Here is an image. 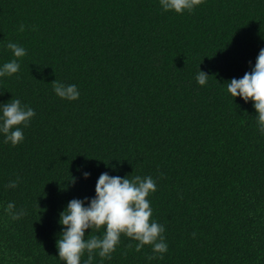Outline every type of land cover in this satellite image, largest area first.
Wrapping results in <instances>:
<instances>
[{
	"label": "trees",
	"instance_id": "trees-1",
	"mask_svg": "<svg viewBox=\"0 0 264 264\" xmlns=\"http://www.w3.org/2000/svg\"><path fill=\"white\" fill-rule=\"evenodd\" d=\"M261 47L264 0H203L181 14L159 0H0V63L20 64L0 77V102L35 110L22 143L0 137V264H64L58 213L92 197L105 171L153 177L168 251L149 259L150 245L122 235L104 264H264V134L251 101L226 88ZM55 79L78 99L57 97ZM9 201L25 215L10 219Z\"/></svg>",
	"mask_w": 264,
	"mask_h": 264
},
{
	"label": "clouds",
	"instance_id": "clouds-1",
	"mask_svg": "<svg viewBox=\"0 0 264 264\" xmlns=\"http://www.w3.org/2000/svg\"><path fill=\"white\" fill-rule=\"evenodd\" d=\"M203 0H159L163 11L177 14L192 12ZM20 31L24 30L21 24ZM6 47L15 58L24 57L26 49L9 42ZM0 63V77L16 74L20 69L18 59ZM210 75L198 68L195 79L201 86L207 85ZM227 92L234 99L240 97L245 103L251 101L255 110V121L261 134H264V47L259 49L251 71L240 78L227 81ZM54 94L64 100L78 99L79 90L74 83L53 80ZM35 116V110L22 104L18 98L0 102V137L15 146L24 141L23 128ZM87 179L90 173L82 172ZM20 177L8 181L6 187L16 188ZM156 191V182L151 176H119L101 172L96 179L92 197L72 198L58 213L61 226L56 239L57 255L64 264H93L96 256L101 259L96 264L110 260L121 242V236L136 241V250L150 245L152 256L163 259L168 251L164 236V226L153 217V209L148 199ZM10 219L17 220L25 215L23 208L17 209L12 201L4 208ZM87 230V234H86ZM99 233V234H97ZM86 256V258H85Z\"/></svg>",
	"mask_w": 264,
	"mask_h": 264
}]
</instances>
